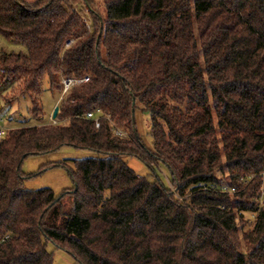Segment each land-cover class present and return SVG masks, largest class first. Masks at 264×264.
<instances>
[{
  "label": "trees",
  "instance_id": "16d2710c",
  "mask_svg": "<svg viewBox=\"0 0 264 264\" xmlns=\"http://www.w3.org/2000/svg\"><path fill=\"white\" fill-rule=\"evenodd\" d=\"M0 33L25 47L0 52L6 102L37 117L44 83L88 78L60 122L0 139V264H53L47 243L79 264H264V0H0ZM62 146L98 155L73 160L70 190L26 188L22 161Z\"/></svg>",
  "mask_w": 264,
  "mask_h": 264
},
{
  "label": "rangeland",
  "instance_id": "374dc122",
  "mask_svg": "<svg viewBox=\"0 0 264 264\" xmlns=\"http://www.w3.org/2000/svg\"><path fill=\"white\" fill-rule=\"evenodd\" d=\"M85 13H87L86 10ZM82 16L83 20L88 24L89 20L87 14L85 15L83 13ZM24 50L25 47L23 44L12 41L0 33V52H19ZM3 94L6 95L5 93ZM8 97L7 95L0 98V117L3 119L2 123L4 125L10 127L22 123H50L53 109L62 98V90L60 93V91L55 88H48V85L44 83L43 90L40 94L41 111L38 113L37 117L31 111L32 106L29 97L26 96L17 100L14 99L10 103L4 100ZM64 121L65 120L62 122ZM133 121L135 130L142 142L147 147L152 148L150 113L142 110L138 101L135 102ZM97 155V152L94 150L76 148L73 146H62L56 151L28 155L21 163V171L24 174L30 175L24 180V186L29 189L48 187L57 194L70 190L74 184L71 177V170L74 168L73 160ZM123 159L136 174L148 179L153 177L151 169L137 157L125 156ZM155 170L158 174H160L161 171L164 174L166 173L164 167L161 165L155 167ZM65 202L67 204L66 198ZM47 250L52 253L53 264H79L68 252L53 246L52 243H47Z\"/></svg>",
  "mask_w": 264,
  "mask_h": 264
},
{
  "label": "built area",
  "instance_id": "2783aa9c",
  "mask_svg": "<svg viewBox=\"0 0 264 264\" xmlns=\"http://www.w3.org/2000/svg\"><path fill=\"white\" fill-rule=\"evenodd\" d=\"M88 78L84 77L82 79H71V78H67V79H62V94L65 93L68 88L70 86H72L73 84L76 83H80V82H84L86 81ZM84 118L86 119H90L92 121H94L96 127H99L100 125V120H101V111L100 109H95L92 111H88L83 115ZM111 127L112 130L114 131V133L118 136H127V132L124 128L116 125L113 121H111L108 117L106 118ZM3 119L0 117V139L4 136V134L6 133V131L8 130V126L4 125L2 123ZM60 120H58L56 117H50V124H56L58 123ZM262 176H264V171L261 172ZM229 192H234V188H230ZM259 203L262 204L264 203V187H262V194L259 198Z\"/></svg>",
  "mask_w": 264,
  "mask_h": 264
},
{
  "label": "water",
  "instance_id": "95a60500",
  "mask_svg": "<svg viewBox=\"0 0 264 264\" xmlns=\"http://www.w3.org/2000/svg\"><path fill=\"white\" fill-rule=\"evenodd\" d=\"M58 111V106L56 105L53 109V112H52V117H55L56 116V113Z\"/></svg>",
  "mask_w": 264,
  "mask_h": 264
}]
</instances>
